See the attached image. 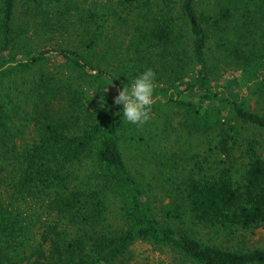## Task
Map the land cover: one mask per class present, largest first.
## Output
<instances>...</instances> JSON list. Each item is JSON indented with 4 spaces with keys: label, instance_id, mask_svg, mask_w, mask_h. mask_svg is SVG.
<instances>
[{
    "label": "trees",
    "instance_id": "trees-1",
    "mask_svg": "<svg viewBox=\"0 0 264 264\" xmlns=\"http://www.w3.org/2000/svg\"><path fill=\"white\" fill-rule=\"evenodd\" d=\"M148 67L151 110L167 106L180 129L212 140L193 163L163 158V219L126 163L130 126L113 103ZM35 71L23 106L2 92ZM257 105L264 0H0V264H128L139 241L171 251L172 264H264V247L209 243L167 221L264 227Z\"/></svg>",
    "mask_w": 264,
    "mask_h": 264
},
{
    "label": "rangeland",
    "instance_id": "rangeland-1",
    "mask_svg": "<svg viewBox=\"0 0 264 264\" xmlns=\"http://www.w3.org/2000/svg\"><path fill=\"white\" fill-rule=\"evenodd\" d=\"M52 62L59 64L56 58ZM231 70H234L232 66L223 69V71L229 72L226 75L228 78L235 74L230 73ZM218 73L220 74L221 72L218 71ZM37 74V71L20 73L8 78L2 87V92L11 95L18 105L23 106L29 101L30 97L29 81L36 77ZM252 103L256 104L257 102L252 101ZM257 106L260 110H263L260 105ZM164 107V112L150 110L149 118L143 124L134 125L125 121L130 127L123 131L122 137V151L126 163L132 173L147 188L155 204V211L160 218H162L160 203L164 198L155 175L160 169L163 158L172 151L187 152L193 156L191 159L193 163L194 158L202 159L204 157L203 154L208 151L209 144L212 141L206 136L187 134V131L180 129L179 126L181 114L175 110H173L174 112L171 111L167 106ZM251 131L253 130L248 129L247 133H245L249 135ZM256 135L261 140L259 149L264 156V135L259 132ZM27 206L24 205V208H29L28 213L31 214L33 206ZM111 220L115 221V223L121 221L119 214L116 215L115 211L111 215ZM178 220L167 221L209 243L225 246L264 247V227L241 230L233 234L227 230L216 233L204 226L195 224L187 214ZM173 258L174 254L171 251L167 249L161 250L150 243L139 241L132 246L128 264H172Z\"/></svg>",
    "mask_w": 264,
    "mask_h": 264
},
{
    "label": "clouds",
    "instance_id": "clouds-1",
    "mask_svg": "<svg viewBox=\"0 0 264 264\" xmlns=\"http://www.w3.org/2000/svg\"><path fill=\"white\" fill-rule=\"evenodd\" d=\"M156 74L151 67L136 74L130 82L122 84L113 103L120 105V112L130 124H143L148 118L154 103Z\"/></svg>",
    "mask_w": 264,
    "mask_h": 264
}]
</instances>
